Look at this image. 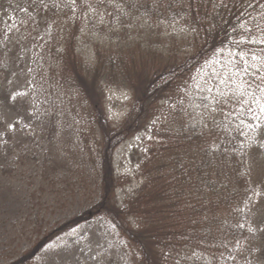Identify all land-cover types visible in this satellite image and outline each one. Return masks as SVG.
Listing matches in <instances>:
<instances>
[{
  "label": "trees",
  "instance_id": "trees-1",
  "mask_svg": "<svg viewBox=\"0 0 264 264\" xmlns=\"http://www.w3.org/2000/svg\"><path fill=\"white\" fill-rule=\"evenodd\" d=\"M122 2L116 0L112 7L123 14L135 12L134 4L137 17L150 26L176 22L190 26L195 34L194 50L170 66L132 74L128 61L120 54L123 46L108 45V50L96 51L94 63L82 66L76 62L71 67L70 86L75 87L79 102L75 130L78 142L86 145L79 150L88 160L86 166L76 167L70 159L60 157L57 149H44L42 128V140L37 141L25 135L24 126L20 125L17 132L5 127L8 130L0 133H4L0 139V221L9 225L3 217L23 199L34 209L45 202L46 207L40 208L49 210L66 195L69 198L71 186L67 187L68 194L59 191L61 197L51 191L46 194V190L54 191L57 182L68 183L73 179L70 173L76 177L71 195L85 190L92 179L98 190L97 200L88 209L43 234L37 231L39 236L6 264H38L43 249L95 219L115 233L120 251L128 259L122 261L124 264H258L264 259V113L258 107V103L264 104V92L258 88L248 91L251 97L247 109L229 117L222 114L218 120L207 116L206 124L192 114L197 112L199 91L189 93L187 112L191 119L187 129L173 136L176 150L166 155L162 143L160 153L145 163L143 184L136 195L127 197L121 206L112 197L116 187L114 149L156 117L170 96L185 92L181 83L204 62L215 61L224 72L239 66L238 53L245 50L248 65L243 77L264 85V55L251 56L252 48L264 52V43L260 42L264 40V0ZM94 3L96 8L107 7L110 0H0V77L4 78L5 67L13 63L11 44L16 33H23V25L64 17L67 24H73L71 16L75 15L76 20L85 6ZM233 58L234 62L229 60ZM101 82L126 85L130 90L129 108L116 126L102 111L98 96ZM203 87L207 88L206 84ZM97 99L99 105H94ZM253 113L260 119H254ZM42 149L46 154L41 153ZM40 153L42 156L37 157ZM25 178L32 184L25 185ZM32 187L41 194L19 196ZM221 210L228 212L222 217Z\"/></svg>",
  "mask_w": 264,
  "mask_h": 264
},
{
  "label": "rangeland",
  "instance_id": "rangeland-1",
  "mask_svg": "<svg viewBox=\"0 0 264 264\" xmlns=\"http://www.w3.org/2000/svg\"><path fill=\"white\" fill-rule=\"evenodd\" d=\"M115 1L110 0V5L107 7L98 5L99 7L96 8L95 3L88 4L83 8V14H79L76 20L75 15L71 16L70 21L73 24H67L66 17L50 22L45 19L34 20V23L22 26L23 33L17 31L18 35L16 33V38L11 44L15 54L13 63L10 67H5L4 78L0 77V133L11 128L15 131L21 125L27 129L25 133L27 137L29 134L39 141L42 140L40 131L42 128L46 138L44 149H57L60 157H64L65 160L70 159L72 163H76V167L86 166L87 158H83L79 153L82 146L86 145L78 142V133L75 130L79 102L75 87L70 86L73 85L72 68L75 63L78 62L82 66L94 63L97 50H108V45L115 47L120 44L123 46L120 54L128 61V69L133 74L138 70L153 72L155 69L170 66L193 52L195 34L190 26L183 22L167 25L154 23L150 26L141 16L137 17L139 12L134 8V4L135 12L126 11L122 14L112 7ZM131 1L123 0L122 3ZM134 1L144 2V0ZM137 7L139 8V5ZM262 20L264 23V18ZM249 21L251 22L252 18ZM253 31L254 28L251 32ZM263 37L264 34L261 35V39ZM241 52L245 53V50ZM262 55H264L263 51L251 49L252 58ZM245 57L242 60L238 55L241 61L240 67L228 70L226 68L224 72L220 71L219 63L204 62L191 78H185L181 83L182 88H186L185 92L177 91L170 96V101L165 106L161 105L162 108L156 117L151 118L144 128L114 149L113 169L116 187L112 199L117 206H121L127 197L135 196L141 189L144 165L147 164L149 157L160 153L162 143L166 155L175 149L174 134L184 128L187 129L191 119L190 113L187 112L189 93L195 89L199 91L200 96L195 103L197 112L194 111L192 114L194 119L197 116L199 121L205 124L207 116L213 115V118L217 117L218 120L222 114L229 117L250 106L251 96L248 91L258 88L262 92L261 88L264 85L243 77L248 65L247 62L245 63ZM229 60L235 61L234 58ZM204 84L207 88L203 87ZM100 86L103 87L102 90L100 88L98 95L101 98L102 111L107 121L112 126H116L129 108L130 90L126 85L114 83L101 82ZM5 89L7 92L4 91ZM232 90L235 92L231 97ZM224 92L226 95H222ZM94 105H99L98 99L95 100ZM5 127L8 129L5 130ZM3 134H0V139ZM87 145L92 146V143ZM41 153L46 154L43 149ZM41 153L36 156L41 157ZM51 174L48 173V176H52ZM70 174L73 179H67L69 184L65 181L57 182L53 187L56 192L46 190V194L51 191L61 197L59 191L63 190L62 194H68L67 187L71 186L69 198L66 197L67 195L61 198L55 207L49 210L42 209L40 206L46 207V205L45 202H41L39 207L34 209L30 202L27 203V199H23L21 205L18 203L15 208L7 210L11 213L5 214L3 219L8 220L9 225H6L4 220L0 221V264L10 262L15 258L13 256L16 253L24 250L39 234L88 209L97 200L98 190L93 179L87 182L85 190L82 188L71 195L76 177L73 173ZM28 176L29 174L26 178ZM26 178L25 185L32 184ZM18 179L23 180V176H19ZM58 179L61 178L56 180ZM37 184L36 188H38ZM82 185L84 187L86 184ZM33 192L36 196L41 194L32 187L30 191L19 196L32 195ZM221 211L222 217L228 212ZM24 232L25 234H22ZM64 238L66 239L56 241L51 247L43 249L41 251L43 258L38 264H53V262L54 264H124L122 261L128 260L125 252L120 251L121 247L117 244L115 233L96 219L86 222L81 228H77V231ZM258 264H264V259Z\"/></svg>",
  "mask_w": 264,
  "mask_h": 264
},
{
  "label": "snow or ice",
  "instance_id": "snow-or-ice-1",
  "mask_svg": "<svg viewBox=\"0 0 264 264\" xmlns=\"http://www.w3.org/2000/svg\"><path fill=\"white\" fill-rule=\"evenodd\" d=\"M260 42H261V43H264V40H261ZM238 55L241 57L242 60H243L244 57H245V53H243V52L238 53ZM245 63H246V61H245ZM261 79L264 80V77H261ZM209 91H211V89H209ZM261 91L264 92V87L261 88ZM258 107H259V111H260L261 113H264V104H259V103H258ZM253 117H254V119H256V120H259V119H260V117L257 116L255 113H253ZM256 127H260V125L257 124Z\"/></svg>",
  "mask_w": 264,
  "mask_h": 264
}]
</instances>
